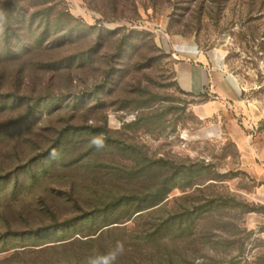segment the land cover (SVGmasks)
Wrapping results in <instances>:
<instances>
[{"label":"rangeland","instance_id":"obj_1","mask_svg":"<svg viewBox=\"0 0 264 264\" xmlns=\"http://www.w3.org/2000/svg\"><path fill=\"white\" fill-rule=\"evenodd\" d=\"M45 1L84 34L117 30L123 42L140 32V49L120 59L83 34L59 50L0 56V264H88L117 242L116 264H264V0ZM162 28L193 38L233 79L236 100L179 89ZM57 60L64 67H42ZM166 190L145 209L115 204ZM218 198L230 205L210 250L199 219Z\"/></svg>","mask_w":264,"mask_h":264},{"label":"trees","instance_id":"obj_2","mask_svg":"<svg viewBox=\"0 0 264 264\" xmlns=\"http://www.w3.org/2000/svg\"><path fill=\"white\" fill-rule=\"evenodd\" d=\"M46 3L47 1L45 0L43 2H41V0L40 2L39 0H0L1 57H4L6 60H16L22 55L34 53V50H41L42 52L59 50L67 45H72L77 40L81 39V36L84 34L81 26L84 23L73 17L67 10H63L62 14L56 15L53 8L45 6ZM88 31L89 33L84 35L88 34L94 38V41L91 42L90 46L99 48L100 50L118 49V51H121L119 54L120 59L123 58L126 47L130 46L132 51L140 49V46L136 44L138 39H140L139 36H142L140 32L130 31L127 35L123 36L122 42L120 39L122 33L117 30L107 31L104 29L89 27ZM146 36L150 37L149 34ZM156 49L160 53L163 52L157 46ZM92 50L93 48L89 50V52ZM42 67L61 69L64 65L63 61L57 60L53 63L47 64V66L45 64ZM175 83L179 89L184 91L177 81ZM189 94L194 95L192 93ZM78 102L83 104V98H79ZM202 173L203 171L200 169L194 172L199 178L202 176ZM176 174H178L176 177H178L179 174L182 175L181 181L185 180L189 182L188 174H191V170L179 169L176 171ZM206 179H202L198 183L194 182L191 185L200 184ZM164 184L165 183H163V185ZM175 187L176 186H173V188ZM159 192L153 193V195L151 194L143 199H131L127 198V196H121L116 200L115 204H121L122 201L126 203L137 201V209H145L163 202L167 197V194L170 193V190H166V194H158ZM230 201L235 200L230 198ZM143 203H145V206H143ZM221 205L228 206L230 204L225 198L209 200L208 203L203 206L204 209L201 212V219H199L202 221V225L205 228L204 241L207 243L210 250H213L216 245L213 240V231L217 227L216 221L218 216H220ZM248 212H251V210H248ZM192 215L191 212H188V219H184L179 223V226L183 224V227L181 228L182 230L185 231L190 229L193 222L191 219ZM171 223H167L165 226L170 228L172 227Z\"/></svg>","mask_w":264,"mask_h":264},{"label":"crops","instance_id":"obj_3","mask_svg":"<svg viewBox=\"0 0 264 264\" xmlns=\"http://www.w3.org/2000/svg\"><path fill=\"white\" fill-rule=\"evenodd\" d=\"M67 1L73 8H81V0ZM164 31L162 28L158 43L176 61V81L184 91L194 95L209 92L215 99L227 102L236 100L237 88L233 79L225 72L218 73L215 63L199 49L193 38L169 35ZM244 151L246 153V148Z\"/></svg>","mask_w":264,"mask_h":264},{"label":"clouds","instance_id":"obj_4","mask_svg":"<svg viewBox=\"0 0 264 264\" xmlns=\"http://www.w3.org/2000/svg\"><path fill=\"white\" fill-rule=\"evenodd\" d=\"M91 143L98 148H102L104 146V141L100 137H94ZM123 251L124 245L121 242H117L115 248L107 254L103 256L90 257L88 264H116L118 257L123 254Z\"/></svg>","mask_w":264,"mask_h":264}]
</instances>
